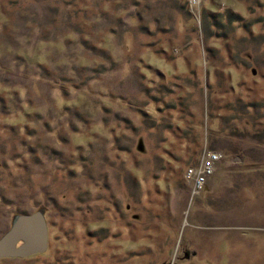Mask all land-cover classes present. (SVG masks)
<instances>
[{"label": "rangeland", "instance_id": "rangeland-1", "mask_svg": "<svg viewBox=\"0 0 264 264\" xmlns=\"http://www.w3.org/2000/svg\"><path fill=\"white\" fill-rule=\"evenodd\" d=\"M38 209L0 264H264V0H0V235Z\"/></svg>", "mask_w": 264, "mask_h": 264}, {"label": "water", "instance_id": "water-1", "mask_svg": "<svg viewBox=\"0 0 264 264\" xmlns=\"http://www.w3.org/2000/svg\"><path fill=\"white\" fill-rule=\"evenodd\" d=\"M47 245L48 229L43 212L19 213L10 228L0 236V258L43 252Z\"/></svg>", "mask_w": 264, "mask_h": 264}, {"label": "built area", "instance_id": "built-area-1", "mask_svg": "<svg viewBox=\"0 0 264 264\" xmlns=\"http://www.w3.org/2000/svg\"><path fill=\"white\" fill-rule=\"evenodd\" d=\"M191 15L197 16L200 13L201 0H186ZM222 157V154L214 149L206 148L202 152L199 162L189 166L185 172V178L189 182L191 198L201 194L206 177L215 170L216 162Z\"/></svg>", "mask_w": 264, "mask_h": 264}, {"label": "trees", "instance_id": "trees-1", "mask_svg": "<svg viewBox=\"0 0 264 264\" xmlns=\"http://www.w3.org/2000/svg\"><path fill=\"white\" fill-rule=\"evenodd\" d=\"M186 5H187V3H186ZM241 107H244V110L247 112V114H246V116H249V115H251L252 114V112H253V109L255 108L254 107V103L253 104H244V105H242ZM256 107H257V109H262L263 108V106H261V105H259V104H256ZM243 116V115H242ZM246 116H243V117H246ZM211 119L213 120V116H211ZM234 119H236V117H234V116H229L227 119H223V122L224 123H228V122H230V124H232V120H234ZM225 128H227V127H225ZM229 133H228V136L229 137H232V138H234L235 136H238V135H240L241 133H239L238 135H236V133H237V131L235 130V129H233L232 127H229ZM235 130V131H234ZM260 134H259V131H255V133L252 135L251 133H248V132H246V134H242V136L243 137H250L252 140H255V139H260V137H258ZM216 141H214L213 143H211V145L214 147L215 145H216ZM210 145V146H211ZM224 145H226V144H224ZM222 146L223 147V149L222 150H226L225 152H233V154H237L236 153V151L237 150H235V147L234 148H230V145H228V146ZM189 193H190V187H189ZM38 210H40V209H38ZM18 214H16L15 216H17ZM16 218V217H15Z\"/></svg>", "mask_w": 264, "mask_h": 264}, {"label": "flooded vegetation", "instance_id": "flooded-vegetation-1", "mask_svg": "<svg viewBox=\"0 0 264 264\" xmlns=\"http://www.w3.org/2000/svg\"><path fill=\"white\" fill-rule=\"evenodd\" d=\"M1 236V235H0ZM6 257H10V256H6ZM12 257V256H11ZM2 258H5V257H1L0 259H2Z\"/></svg>", "mask_w": 264, "mask_h": 264}]
</instances>
